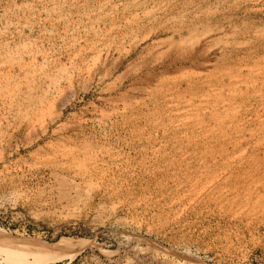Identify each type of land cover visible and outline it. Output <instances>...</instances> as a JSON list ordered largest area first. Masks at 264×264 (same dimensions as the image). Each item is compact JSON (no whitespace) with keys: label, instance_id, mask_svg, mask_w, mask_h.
Wrapping results in <instances>:
<instances>
[{"label":"rangeland","instance_id":"374dc122","mask_svg":"<svg viewBox=\"0 0 264 264\" xmlns=\"http://www.w3.org/2000/svg\"><path fill=\"white\" fill-rule=\"evenodd\" d=\"M0 229L45 253L0 264H264V0H0Z\"/></svg>","mask_w":264,"mask_h":264},{"label":"bare ground","instance_id":"6f19581e","mask_svg":"<svg viewBox=\"0 0 264 264\" xmlns=\"http://www.w3.org/2000/svg\"><path fill=\"white\" fill-rule=\"evenodd\" d=\"M1 230V229H0ZM1 232V231H0ZM74 242L73 240L71 239H62L60 242H58L56 245L57 246H64L66 245L65 242ZM38 245V244H37ZM37 245H32V244H29V243H22V242H18V241H14V240H11V239H8V237H4L2 235H0V246H4V247H11L13 248L12 250H15V251H19V252H30L31 255H45V253L41 252V248L40 247H37ZM56 245H53V246H56ZM74 247H76L74 244H72ZM73 246L70 247V249H77L76 248H73ZM24 250V251H22ZM75 252V251H74Z\"/></svg>","mask_w":264,"mask_h":264}]
</instances>
